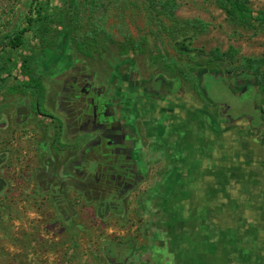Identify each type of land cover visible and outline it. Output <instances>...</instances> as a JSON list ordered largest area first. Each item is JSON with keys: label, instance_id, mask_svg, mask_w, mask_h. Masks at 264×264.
<instances>
[{"label": "rangeland", "instance_id": "rangeland-1", "mask_svg": "<svg viewBox=\"0 0 264 264\" xmlns=\"http://www.w3.org/2000/svg\"><path fill=\"white\" fill-rule=\"evenodd\" d=\"M158 1L166 0H90L93 5L92 9L86 8L83 12V28L87 29L91 23H98L108 35L102 33L97 36L98 42L85 51L79 50L72 41V36L67 33H55L52 40L45 44L30 35L29 49L23 53L33 56L30 61L33 75L43 73L47 77L46 81L53 72H61L72 63L81 61L105 75L108 72L115 73L116 69L128 63L136 77H155L162 73L160 63L155 62V58L165 61L173 59L183 70L196 75L203 96L211 98V103H206V109H211L213 115L219 112L225 114L228 105L231 115L238 112L244 114L246 124L248 119H252L250 126L247 124L243 128L244 133L237 135V138L230 137V132L228 133L225 162L230 181L211 183L213 221L211 226H206L205 234L209 249L196 250L195 264H264V101L258 78L252 73L241 76L239 73L242 57L264 56V29L240 26L215 0H174L173 15L176 22L173 23L157 11ZM246 1L253 11L264 9V0ZM45 2H49L51 7L61 5L62 0H0V37L22 20L21 17L28 12L29 6ZM186 20L194 24L185 26L181 34L175 36L176 42L161 29V24L171 29ZM126 35L136 41L135 45L127 46V50L123 46ZM83 37L84 35L81 36ZM186 48L191 50H184ZM214 48L221 52L233 48L234 64L228 66V63L215 62L210 56V51ZM8 49L0 42V100L13 97L11 93L17 91L16 82L27 81L20 66L18 52ZM207 71L210 74L207 73L204 77L200 75ZM244 79L254 80L255 83L251 87L249 83L241 82ZM175 85L180 86L177 83ZM227 85L231 86V94ZM196 101L199 103V98ZM257 125L262 127L261 132L255 130ZM235 173L238 177L234 178ZM244 174H249L248 177L251 178L241 179ZM149 176L155 177L156 170H152ZM168 185V181H146V199L140 200L135 206L137 213L125 220L116 217L99 220L82 215L80 223L83 225L77 230L80 242L74 251L78 263L111 264L107 259V246L104 248L100 245L102 241L108 245L110 242L120 243L133 239L143 243L151 241L144 250L141 264H177L172 246L166 248L161 241V228L157 232L155 225L146 229L143 221L150 212L144 213L139 206L140 203L146 204L148 199L152 205V195L157 196L165 188L173 187ZM217 192L222 197V202L215 197ZM149 193L152 195L148 196ZM172 205L173 203L168 213L175 215ZM159 222H163L161 218ZM70 235L72 236L69 234L68 238ZM1 241L0 239V243ZM203 253H206L205 256ZM57 258L60 261L59 255ZM126 264L136 262L131 260Z\"/></svg>", "mask_w": 264, "mask_h": 264}, {"label": "flooded vegetation", "instance_id": "flooded-vegetation-1", "mask_svg": "<svg viewBox=\"0 0 264 264\" xmlns=\"http://www.w3.org/2000/svg\"><path fill=\"white\" fill-rule=\"evenodd\" d=\"M25 76L12 98L0 100V218L38 210L61 229V219L79 229L82 215L125 220L137 213L162 123H169L163 142L171 147L170 122L179 101H191L201 115L211 103L178 77L138 78L128 63L106 75L81 61L47 81L43 73L32 82ZM134 242H114L107 259L126 264Z\"/></svg>", "mask_w": 264, "mask_h": 264}, {"label": "crops", "instance_id": "crops-1", "mask_svg": "<svg viewBox=\"0 0 264 264\" xmlns=\"http://www.w3.org/2000/svg\"><path fill=\"white\" fill-rule=\"evenodd\" d=\"M190 102L179 101L173 110L176 119L170 122L173 127L170 135L172 146L167 145V141L163 142L166 137L163 132L169 123L167 127L162 123L163 131L156 132V135L162 137L151 150L154 156L150 162L153 167L149 168V174L156 170V176L148 175L147 181H168L173 187L164 189L162 186L164 191L157 193V196L149 193L148 196L154 197L152 205L149 199L146 204L139 205L144 213L151 214L144 218L146 229L155 225L157 232L161 228V241L166 248L172 246L177 264H195L196 250L209 249L205 234L206 226H211L213 221L211 183L230 181L225 162L228 133L230 132V137L237 138V135L244 133L245 126L252 122V119H248L246 124L247 119L241 113L231 115V109L228 108L226 110L229 114L219 112L213 115L209 108L203 115L194 114L195 109L190 107ZM257 126L262 129L260 125ZM233 176L238 177L236 173ZM248 176L249 174H244L240 178ZM219 192L215 197L222 202ZM194 201L196 204H193ZM167 203H173L175 215L168 213L170 205ZM159 218L163 222L160 223ZM61 221L63 229L50 225L49 218L38 210L5 213L0 218V264H79L74 254L80 242L77 238L78 228L68 225L67 220ZM69 234L72 236L68 238ZM150 237L153 240V236ZM113 243L106 245L103 240L100 245L105 248L111 247ZM150 243L151 241H135L127 262L132 260L141 264L144 250Z\"/></svg>", "mask_w": 264, "mask_h": 264}, {"label": "trees", "instance_id": "trees-1", "mask_svg": "<svg viewBox=\"0 0 264 264\" xmlns=\"http://www.w3.org/2000/svg\"><path fill=\"white\" fill-rule=\"evenodd\" d=\"M215 1L240 26L264 29V9L253 11L246 0ZM92 5L90 0H62L61 5H51V7L49 2L31 5L28 8V12L22 15V20L11 30L1 35L0 42L3 43L4 47H8L9 51L18 52L23 73L28 75L32 82L34 81V75L30 70V61L33 56L23 53V51L29 49L30 35L39 38V42L45 44L52 40L53 34L63 35L67 33L72 36V41L81 51L89 50L92 45L98 42L97 36L100 34L108 35L104 27L98 23H91L87 29L83 28V12L86 8L92 9ZM174 6V0L158 1L157 11L175 23L176 20L173 15ZM193 24V22L186 20L183 24H179L171 29L165 24H161V29L176 42L177 38L175 36L181 34V30L185 26H193ZM82 35H84L83 38H81ZM47 36L50 37L47 38ZM135 44V40L127 35L125 36V43L123 45L126 46L125 50H127V46ZM179 49L182 50V48ZM184 50L189 51L191 48ZM210 56L215 62L228 63V66H231L234 64L235 50L231 48L229 51L221 52L218 48H214L210 51ZM240 61V76L252 73L258 78V84L260 85L264 101V56L242 57ZM155 62L160 63L163 74L169 77H178L184 82H188L198 92L197 77L186 69L183 70L176 61L173 59L165 61L164 59L159 60L155 58ZM262 230L264 231V224Z\"/></svg>", "mask_w": 264, "mask_h": 264}, {"label": "water", "instance_id": "water-1", "mask_svg": "<svg viewBox=\"0 0 264 264\" xmlns=\"http://www.w3.org/2000/svg\"><path fill=\"white\" fill-rule=\"evenodd\" d=\"M1 158H2V157L0 156V162L3 160V159L1 160ZM2 185H3V184L0 182V189H1Z\"/></svg>", "mask_w": 264, "mask_h": 264}]
</instances>
